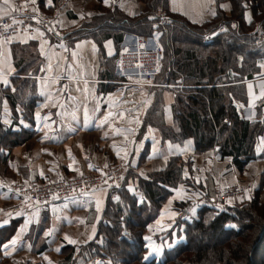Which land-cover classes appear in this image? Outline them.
I'll list each match as a JSON object with an SVG mask.
<instances>
[{"label": "crops", "instance_id": "1", "mask_svg": "<svg viewBox=\"0 0 264 264\" xmlns=\"http://www.w3.org/2000/svg\"><path fill=\"white\" fill-rule=\"evenodd\" d=\"M40 7L45 15L55 17L58 25L55 34L40 29L33 34H21L12 46V60L5 44L0 43L5 73L9 65L15 69L7 77L8 86L0 83V127L17 134L26 133L20 144L0 146V222L9 221L0 226V245L17 235L26 218L32 221L20 233L15 248H8V254L0 247V264H109L98 259L86 261L81 256L85 246L98 237L110 196L119 197L117 191L125 179L128 188L131 185L136 189L138 181L128 177V170L146 177L150 172L165 170L172 159H178L183 172L188 173L184 180H191L190 185L182 183L174 190L162 209L165 215L161 223H156L161 219L159 214L148 229V236L160 239L162 257L165 250L173 249L178 243L175 237L172 240L167 236L183 214L173 207L175 202L190 201L197 208L203 200L201 194L215 192L219 205L224 207L242 195L255 193L264 170V145H260L259 139L264 137V132L257 140V160L240 172L229 157L221 156L219 147L198 152L192 138L181 137V126L173 115V91L161 92L164 108L157 120V114L150 110L158 89L163 86L155 82L136 84L120 71L119 54L124 49H136L143 35L125 34L120 41L114 29L116 13L141 14L146 10L143 0H109L108 5L104 0H51V4L40 0ZM169 7L173 12L201 21L210 16L211 0H176L175 3L169 0ZM13 8L8 7L7 15ZM106 41H111L110 47L105 46ZM73 51L77 54L75 58ZM245 83L247 101H236L235 106L242 118L264 123V97L259 96L264 76ZM249 84L253 85V96L249 95ZM30 95L36 99L28 106L25 101ZM146 100L151 101L147 108L143 107ZM85 104L89 109L86 124ZM97 104L99 110H95ZM109 111L113 115L104 120ZM36 112L41 113L39 120ZM121 112L123 117L119 115ZM6 119L10 123L5 124ZM162 128L170 129L174 136L167 138ZM154 144L159 149L156 155L151 154ZM115 164H123L125 171L113 188H102L84 198L54 204L47 212H41L33 204L22 205L13 191L21 183L103 173ZM251 170H258V176ZM226 186L238 187L241 193L223 200L222 189ZM244 189L248 190L247 194ZM177 190L183 198L177 196ZM14 207L18 209L12 211ZM16 212L24 215H9ZM49 229H52L51 235L45 236ZM66 235L77 243H68Z\"/></svg>", "mask_w": 264, "mask_h": 264}, {"label": "trees", "instance_id": "2", "mask_svg": "<svg viewBox=\"0 0 264 264\" xmlns=\"http://www.w3.org/2000/svg\"><path fill=\"white\" fill-rule=\"evenodd\" d=\"M143 2L146 10L141 14L116 13L114 29L120 41L125 34L143 35L163 49L161 71L154 80L163 87L150 112L158 120L164 108L161 92L173 91V115L181 126V137L192 138L198 152L219 147L221 156L229 157L243 172L257 160L256 144L264 123L242 118L235 103L247 101L245 82L264 76H257L258 72L264 74L259 67L264 62V43H257L264 29V0H211L210 16L201 21L171 11L169 0ZM161 7L170 20L166 26L159 23ZM224 25L227 31L217 33ZM206 36L212 40L206 42ZM35 99L30 95L26 105ZM162 130L167 138L174 136L170 129ZM25 135L1 126L0 146H16L24 142ZM182 168L178 159H172L165 170L146 177L128 170V177L138 181L135 192L129 191L125 179L117 191L119 199L110 196L98 237L85 246L81 258L111 264H264V170L260 186L249 200L217 207L211 194H201L203 200L192 218V202H175L173 207L183 214L167 236L178 240L176 247L165 250L163 257L152 253L147 261L143 259L150 252L148 244L159 247L160 243L158 237L144 239L149 225L180 184H191L184 180ZM233 224L238 227H231Z\"/></svg>", "mask_w": 264, "mask_h": 264}, {"label": "built area", "instance_id": "3", "mask_svg": "<svg viewBox=\"0 0 264 264\" xmlns=\"http://www.w3.org/2000/svg\"><path fill=\"white\" fill-rule=\"evenodd\" d=\"M12 2L13 12L0 17V43L5 44L11 60L12 46L21 34H33L40 29L51 35L58 30L55 17L42 12L40 0H35V3L33 0H12ZM158 18L161 25L166 26L170 23L163 8L160 9ZM13 19L18 23L13 24ZM5 25L9 27L6 28ZM263 30L259 32V44L264 43ZM225 31V27L221 26L217 33ZM211 40L212 36H206V42ZM138 43L136 49L122 51L119 54L118 67L125 76H131L136 84H153L161 71L163 49L157 44L152 45V40L146 36L139 37ZM124 171L123 164H115L103 173H85L58 181L21 183L16 185L13 191L22 205L33 204L41 212H47L54 204L81 199L102 188H113L122 178ZM240 193L238 187H228L223 190L221 198L225 200ZM17 209L14 207L11 210Z\"/></svg>", "mask_w": 264, "mask_h": 264}, {"label": "snow or ice", "instance_id": "4", "mask_svg": "<svg viewBox=\"0 0 264 264\" xmlns=\"http://www.w3.org/2000/svg\"><path fill=\"white\" fill-rule=\"evenodd\" d=\"M175 2H176V0H173V3H175ZM33 3H35V0H33ZM48 3L51 4V0H48ZM104 3H105V5H108V4H109V0H104ZM9 6H10V7H14L13 5H10V0H0V17H2V16H4V15H7V14H8V7H9ZM121 7H123V5H121ZM34 10H35V9H34ZM174 10H175V9H174ZM212 15H215V12H213ZM33 19H35V17H33ZM149 19H154V17H150ZM15 23H18V22H17L15 19H13V24H15ZM5 27L7 28V27H9V26H8V25H5ZM233 27H235V25H233ZM41 35H42V34H41ZM213 35H215V33H213ZM110 45H111V41H106V42H105V46H106V47H110ZM60 47H62V48L64 47L63 43H61ZM79 47H80V44H77V48H79ZM92 47H93V51H95V45H94V44H93ZM141 47H143V45H141ZM124 51H127V49H124ZM41 54H43V46L41 47ZM108 54L111 55L112 53L109 52ZM76 55H77L76 52L73 51V53H72L73 58H75ZM239 59L242 61V60H243V56H241ZM3 65H4V61L0 60V83H3L5 86H8L9 83H10V81H9V79H8L7 77H8V75L11 74V72L15 71V69L11 68V66L9 65V66H8L9 71H8V73H5V70H4V66H3ZM48 67H49V71H51V65H50V64H49ZM259 67H260L261 69H264V62H261V63L259 64ZM157 70H159V69H157ZM261 75H264V74H262V73H260V72L257 73V76H261ZM128 78H129V79H132L131 76H129ZM55 82H56L55 80L52 81V83H55ZM137 83H140V81H137ZM260 88H261V91H260V93H259V96H260V97H264V84H261V85H260ZM248 89H249V95H250V96H253V95H254V93L252 92L253 85H252V84H249V85H248ZM13 91H14V89H13ZM41 94H42V95H46V93H44V92H42ZM49 99H51V96H49ZM150 103H151L150 100H146V101L144 102V104H143V107L147 108V106H148ZM249 103H250V105H252V106L254 107V105L252 104V101H251V100L249 101ZM6 105H7V102L5 101V107H6ZM45 106H47V105L45 104ZM95 110H99V105H98V104L96 105V109H95ZM58 114H59V113H58ZM35 115H36L37 119L39 120L40 117H41V113H40V112H36ZM50 115H51V114H49V116H50ZM88 115H89V109H88L87 105L85 104V105H84L85 124L87 123V117H88ZM112 115H113V113H112L111 111H109V112L105 115L104 120H107L108 117H110V116H112ZM119 115H120L121 117H123V116H124V113L121 112V113H119ZM45 119L47 120L48 117H45ZM139 122H140V121L137 119V120H136V123H139ZM4 123H5V124H8V123H10V121H8V120L6 119V120L4 121ZM116 131H117V133H119V132H120V129H116ZM259 139H260V145H264V137H260ZM169 147H171V145H169ZM258 147H259V146H258ZM158 152H159V149H158V148L155 146V144H154V146H153V148H152V152H151V154H152V155H156ZM117 154L119 155V153H117ZM165 159H166V157H165ZM90 166H91V165H90ZM71 167H72V166L69 165V168H71ZM41 175H43V172H41ZM184 175L187 176L188 173L185 172ZM117 186H119V185H117ZM0 187H2V186H0ZM129 191H131V192H134V191H135V190L131 187V185H129ZM247 192H248V190H247V189H244V193L247 194ZM177 196H179L180 198H183L182 195H181V192H180L179 190H177ZM245 198H247V199H251V197H250V196H247V195H242V196L240 197L241 200H243V199H245ZM26 199H27V197H26ZM114 199H117V200H118L119 197H114ZM139 202H141V203L143 202V197H140V201H139ZM230 202H231V200L229 201V203H230ZM96 204H97V209L99 210V207H100V201L97 200ZM191 211L193 212V214H195V211H196V210H195V208L193 207V208L191 209ZM9 215H24V213L16 212V213H14V214H13V213H9ZM164 215H165V212L162 210L161 213H160V217H161V219H157V221H156V223H157L158 225L161 223V220L163 219ZM169 215L174 216L175 213H169ZM31 222H32V221H31L30 219H27V218H26V223H25V225L21 226V228L19 229L17 235L13 236V237L11 238V240L7 241V242L4 243L3 245H0V247H3V248H4V250H5V254H8V248H9V247L15 248V246L17 245V243H18V241H19V235H20V233L24 232V231L27 229L28 224H30ZM37 222H38V213H37ZM7 223H9V221H8V220H4V221L0 222V226H3V224H7ZM149 227L151 228L150 225H149ZM231 227H233V228H237L238 225L233 224V225H231ZM51 233H52V229H49V230L45 231L44 235H45V236H48V235H51ZM91 238H92V237L90 236L89 239H91ZM65 239L68 241V243H71V244H76V243H77L76 240L71 239V238L68 237L67 235L65 236ZM144 239H145L146 241H150V240H151V237H150V236H145ZM146 247L150 249V252H149L148 254H146V255L143 257V259H144L145 261L148 260L149 255H151L152 253H157V254H158V253L161 251V249H160L159 247H153L152 244H148ZM57 251H59V248L57 249ZM97 264H99V262H97ZM109 264H111V261H109Z\"/></svg>", "mask_w": 264, "mask_h": 264}, {"label": "rangeland", "instance_id": "5", "mask_svg": "<svg viewBox=\"0 0 264 264\" xmlns=\"http://www.w3.org/2000/svg\"><path fill=\"white\" fill-rule=\"evenodd\" d=\"M224 27H225V29H226V31H227V27H226V25H224ZM263 30V29H262ZM225 31V32H226ZM261 33V32H260ZM260 33L258 34V38H259V35H260ZM264 33V30L262 31V34ZM257 43H259V42H257ZM263 44V43H262ZM152 45H154L153 43H152ZM158 45V44H157ZM245 171H248V170H245ZM251 171H253V173H255V176L257 177L258 176V170H251ZM262 174L263 173H261V175H260V177H259V186H260V181H261V178H262ZM121 184V183H120ZM251 185H253L254 183H250ZM236 185H238V184H236ZM236 185H233V186H236ZM122 186V185H121ZM121 186H120V188H121ZM232 186V187H233ZM259 186H258V188H259ZM228 187H230V186H226V187H224L223 189H222V191L224 190V189H226V188H228ZM119 188V189H120ZM256 192V191H255ZM92 194H94V193H92ZM210 194H211V196H212V198L214 199V202H215V205L218 207H222V205H219V201L215 198L216 197V193L215 192H210ZM247 196H250L251 198H253L254 196H255V193H250V194H248ZM261 196H263V201H264V193H263V195H261ZM233 198V197H232ZM239 200H241V199H239ZM243 200H249V199H247V198H245V199H243ZM197 208H195V210H196ZM192 216H193V214L192 215H190V217L189 218H192ZM195 216H196V214H195Z\"/></svg>", "mask_w": 264, "mask_h": 264}]
</instances>
